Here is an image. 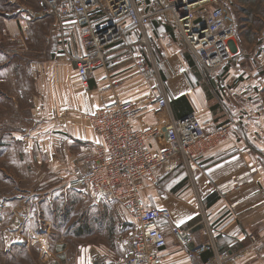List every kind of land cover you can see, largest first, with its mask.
Instances as JSON below:
<instances>
[{"label":"crops","instance_id":"1","mask_svg":"<svg viewBox=\"0 0 264 264\" xmlns=\"http://www.w3.org/2000/svg\"><path fill=\"white\" fill-rule=\"evenodd\" d=\"M147 1L149 8L154 9L156 0ZM20 7L37 10V4L31 9L17 0H7L4 5L0 1V38L9 34L45 43L43 52L49 57L39 79L45 83V102L39 108L62 116L55 125L76 124L81 114L117 99L144 108L133 122L134 129H158L160 136L170 138V119L193 115L206 133H212L223 122H237L263 103L259 70L254 65L261 58L251 52L244 40L222 68L205 75L178 34L161 18L153 19L147 28L159 79H146L137 73L134 59L138 52L134 48L114 50L106 66L91 73L84 88L78 82L74 63L63 56V50L74 57L83 53L75 25L71 21L62 25L49 17L29 22L22 19L27 13L5 17ZM245 29L238 28L242 35ZM123 36L128 42L138 38L134 28L127 25ZM160 94L168 103L165 112L155 102ZM74 132V139L86 140L87 151L101 142L90 127ZM161 149L157 137L152 141V150ZM157 179L162 188L155 189L145 180L142 198L148 207L170 213L167 222L157 223L166 237L162 264H191V253L210 239L220 251L241 253L242 258L235 264H264V119L233 128L204 158L189 160L187 165L180 162L172 172L160 170ZM175 227L189 230L188 244L175 242L171 234ZM250 236L255 239L250 240ZM210 256V251L204 252L200 260L206 261Z\"/></svg>","mask_w":264,"mask_h":264},{"label":"built area","instance_id":"2","mask_svg":"<svg viewBox=\"0 0 264 264\" xmlns=\"http://www.w3.org/2000/svg\"><path fill=\"white\" fill-rule=\"evenodd\" d=\"M234 7V0H156L154 9L149 8L147 0H39L36 11L20 7L9 15L27 13L36 20L49 17L62 25L71 21L79 32L83 53L79 57L65 50L63 53L74 63L78 82L87 88L91 73L105 67L114 50L134 48L138 52L134 59L137 73L146 79H159L147 33L151 21L157 18L173 28L195 63L205 75H210L222 68L242 45L241 33L233 24ZM126 25L137 33L134 42L123 36ZM155 102L159 110H168L164 94ZM143 112V107L131 101L115 99L85 115L101 142L83 158L82 166L65 187L78 192L91 191L100 202L120 205L134 225L120 260H109L93 249L88 254L90 264H162L166 237L157 223L167 222L170 213L145 204L144 181L161 189L157 179L160 170L172 172L180 162L187 165L189 160L204 158L233 128L264 119V103L237 122H223L212 133H206L193 115L170 119V138L160 136L158 129H134L133 122ZM157 137L162 149L153 152L152 141ZM171 234L180 245L190 241L189 230L175 227ZM207 251L211 252L210 258L201 261L200 255ZM242 256L228 249L218 250L210 239L191 253L190 260L191 264H235Z\"/></svg>","mask_w":264,"mask_h":264},{"label":"rangeland","instance_id":"3","mask_svg":"<svg viewBox=\"0 0 264 264\" xmlns=\"http://www.w3.org/2000/svg\"><path fill=\"white\" fill-rule=\"evenodd\" d=\"M17 2L33 9L39 0ZM234 3L235 28H246L244 44L261 58L254 65L264 98V0ZM43 49L44 42L30 37L0 38V264H90L93 249L120 260L134 229L129 214L91 191L65 187L91 150L85 139L73 138L74 130L90 126L85 113L76 124L55 125L62 116L39 108L45 102L39 79L49 57Z\"/></svg>","mask_w":264,"mask_h":264}]
</instances>
